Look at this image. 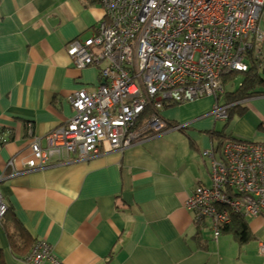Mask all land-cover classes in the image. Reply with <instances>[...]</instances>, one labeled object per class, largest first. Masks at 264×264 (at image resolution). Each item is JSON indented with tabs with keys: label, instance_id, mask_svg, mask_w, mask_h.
Listing matches in <instances>:
<instances>
[{
	"label": "crops",
	"instance_id": "crops-1",
	"mask_svg": "<svg viewBox=\"0 0 264 264\" xmlns=\"http://www.w3.org/2000/svg\"><path fill=\"white\" fill-rule=\"evenodd\" d=\"M103 17L99 0H0V191L7 214L33 240L48 243L60 264H254L264 216L246 220L253 244L240 245L228 235L215 241L185 208L198 178L208 182L200 157L210 161L209 175L212 160H220L209 134L220 131L212 98L163 112L172 124L167 131L122 151L103 142L86 160L48 152V135L74 114L70 96L95 90L105 66L75 67L67 45L94 35ZM243 103L225 132L237 142L264 143V95ZM177 125L184 128L171 129ZM34 138L47 159L43 169L27 170ZM0 247L5 264H28L29 253L12 255L1 222Z\"/></svg>",
	"mask_w": 264,
	"mask_h": 264
},
{
	"label": "built area",
	"instance_id": "built-area-1",
	"mask_svg": "<svg viewBox=\"0 0 264 264\" xmlns=\"http://www.w3.org/2000/svg\"><path fill=\"white\" fill-rule=\"evenodd\" d=\"M99 1L104 17L96 33L72 40L66 51L79 69L105 63L101 82L70 96L74 114L48 135L49 153L86 160L100 153L103 142L122 151L170 128L158 114L166 105L206 97L214 101V120L225 122L242 101L224 99L223 78L264 62V0ZM30 148L26 169H43L47 157L38 139ZM219 153L210 186L196 185L185 201L196 226L210 219L215 241L233 214L246 220L264 216V143L226 141ZM6 210L0 191V219ZM258 253L264 255V244ZM27 262L60 264L44 240L33 243Z\"/></svg>",
	"mask_w": 264,
	"mask_h": 264
},
{
	"label": "trees",
	"instance_id": "trees-1",
	"mask_svg": "<svg viewBox=\"0 0 264 264\" xmlns=\"http://www.w3.org/2000/svg\"><path fill=\"white\" fill-rule=\"evenodd\" d=\"M263 71L264 62L262 65H260V62L258 61V63H256L255 65H250V68L247 72L229 75L227 79H230L231 77L238 74L242 75V82L239 83L238 88L235 91L229 92L225 90L223 95L224 99L228 103H234L254 96L264 95V79L262 77ZM227 79L223 78V82L226 83L225 81ZM224 83L223 85H225ZM234 108L238 110L239 114H242L244 112V108H240V105H236L230 108L228 111L226 126L233 118V115L235 113L233 112ZM225 128L219 132H209L210 136L215 139V141H217V144L219 146L218 149H220V147L226 141H236L234 137L225 132ZM7 210L0 219V222L2 223V228L5 231L12 255H14L18 259H23L29 253V250L31 249L35 240L32 239L28 231L14 217H11L9 216V214H7ZM221 232L230 234L233 239L240 245L246 244L253 239V236L249 231L246 219L237 214H233L231 216L230 223L221 227ZM0 264H5L1 247Z\"/></svg>",
	"mask_w": 264,
	"mask_h": 264
},
{
	"label": "rangeland",
	"instance_id": "rangeland-1",
	"mask_svg": "<svg viewBox=\"0 0 264 264\" xmlns=\"http://www.w3.org/2000/svg\"><path fill=\"white\" fill-rule=\"evenodd\" d=\"M259 27H260L261 31L264 32V22L263 21L260 22ZM262 77L264 79V74H262ZM225 82L226 83H224L225 84L224 86H225V90L226 91H229V92L235 91V90H237L239 83L242 82V75L238 74L236 76H233L230 79H227ZM243 102H244V100H242V102L239 104L240 108L244 105ZM173 107H175V105L163 108L162 110H159V113H158L160 118L163 121H165L168 125H172V124H170L168 121H166L165 118L162 116V114H163V112H165L167 110H170ZM234 109H233V112H235L234 116H237L239 114L238 110L236 108H234ZM226 124H227V121H225V122H221V121L220 122H216V126L220 128V131H222L225 128ZM168 127H170V126H168ZM200 160H201V163H202V167H204L203 168L204 169L203 173H205L208 176V182L204 183L203 179H200V177L198 178V180L202 181V183H200V184H203V185L208 187V186H210V175H209V171H208L209 168H210V161L207 160L204 156L200 157ZM204 224H206V226H207V230H205V231L206 232H210L211 233L210 237L213 238V230L211 229V221H210V219H205L204 220ZM220 235L222 236V238H224L227 235L232 237L230 234L225 233V232H221ZM252 244L253 243H251V241H250L247 245H252ZM257 251H258V249H257ZM257 251L253 249L254 253H253L251 259L254 261V264H263L264 263V255H261V254L257 253Z\"/></svg>",
	"mask_w": 264,
	"mask_h": 264
}]
</instances>
